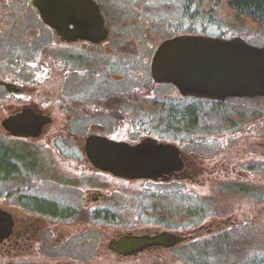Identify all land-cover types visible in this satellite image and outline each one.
Returning <instances> with one entry per match:
<instances>
[{"label": "rangeland", "instance_id": "1", "mask_svg": "<svg viewBox=\"0 0 264 264\" xmlns=\"http://www.w3.org/2000/svg\"><path fill=\"white\" fill-rule=\"evenodd\" d=\"M5 1L9 7L0 10V81L26 86L28 93L18 99L0 86V136L7 134L1 120L10 113L11 104L27 99L51 112L54 123L40 142L51 155L54 173L38 180L35 192L73 206L79 214L69 219L31 214L34 227L28 232L23 208L9 196L23 185L0 181V206L15 214V236L22 245L1 243L0 264H263L264 97L227 99L228 106L246 116H234L233 127L215 123L187 135L164 138L188 156L193 175L188 180L156 184L98 172L85 161L79 145L91 132L137 142L151 133L157 118H165V112L120 103L124 97L167 107L193 103L172 85L153 80L150 64L162 41L186 33L241 36L250 44L264 46V32L240 34L227 26L190 20L184 14V0H100L110 39L103 47H80L61 42L24 0ZM38 44H43L44 54L28 55ZM67 54L87 56V61H68ZM108 98L120 104L113 108L96 103ZM67 107H81L84 113L75 109L66 114ZM81 114L86 115L78 117ZM70 116L71 120L66 118ZM67 122L77 140L57 138ZM251 143L256 146L249 153ZM67 153L78 157L67 158ZM94 193L102 194L101 199L95 201ZM151 194L167 197L173 206H191L197 210L194 221H158L148 215L142 199ZM100 209L110 210L119 221L106 223L91 214ZM217 224L221 226L215 228ZM160 230L193 238L174 248L123 259L108 248L110 239L120 234Z\"/></svg>", "mask_w": 264, "mask_h": 264}, {"label": "water", "instance_id": "2", "mask_svg": "<svg viewBox=\"0 0 264 264\" xmlns=\"http://www.w3.org/2000/svg\"><path fill=\"white\" fill-rule=\"evenodd\" d=\"M33 3L45 24L63 41L84 39L99 43L108 36L104 17L94 0H33ZM151 75L156 83L174 85L184 97L218 101L264 97V46L250 44L241 36L180 34L159 44L152 58ZM0 86L12 93L22 91L5 81H0ZM50 122V116L26 108L3 119L2 126L14 137L28 138L39 136ZM85 149L95 168L128 180H169L172 173L184 168L180 148L154 138L130 144L90 135ZM14 223L13 214L0 206V244L10 237ZM220 226L217 224L215 228ZM191 238L167 230L127 232L110 239L108 247L130 256L150 247L172 248Z\"/></svg>", "mask_w": 264, "mask_h": 264}, {"label": "trees", "instance_id": "3", "mask_svg": "<svg viewBox=\"0 0 264 264\" xmlns=\"http://www.w3.org/2000/svg\"><path fill=\"white\" fill-rule=\"evenodd\" d=\"M183 10L185 16L190 20H204L208 23L227 26L234 31H241L240 34L264 32V0H184ZM186 34V33H184ZM223 37V36H221ZM183 98V97H182ZM193 100L192 104L183 103L178 105L171 103L169 107L155 101H143V108L150 112H165V117L176 119L173 127L182 119L188 120L189 133L208 128L210 124L224 126L230 124L235 116L244 119L242 112L228 106L225 101L187 97ZM29 148V147H28ZM26 149L15 142H8L0 139V181L7 182L11 178L10 165L15 166L20 158V151ZM30 149V148H29ZM14 161V164L12 163ZM16 193L21 203V195ZM180 198V197H179ZM178 200L180 201V199ZM170 200V199H169ZM168 198L163 195H148L143 197L144 211L158 221H183L187 219L194 221L197 210L191 206H173ZM180 203V202H179ZM182 203V202H181ZM23 207L61 219L78 216L75 208L59 205L58 203L44 199L31 198L29 203H21ZM94 217L106 223L119 221L116 214L110 210L95 212ZM264 264V263H263Z\"/></svg>", "mask_w": 264, "mask_h": 264}, {"label": "flooded vegetation", "instance_id": "4", "mask_svg": "<svg viewBox=\"0 0 264 264\" xmlns=\"http://www.w3.org/2000/svg\"><path fill=\"white\" fill-rule=\"evenodd\" d=\"M16 2H23V0H14ZM100 7V10H101V13L104 17V20H105V25L106 27L108 28V36L106 39L102 40L101 42L99 43H93L89 40H84V39H78L76 41H72V42H67V41H63L59 36V40L67 45H70V44H73V45H80V47L82 45L86 46V47H99V46H105L106 43H108L109 39H110V34H111V31L107 25V20H106V17H105V12H104V9H103V4L100 0H94ZM7 1L5 0H0V10L4 8H8L9 5H5ZM26 6L28 8H30L31 10H33L36 15H37V18L40 20V22L42 23V25H45V22L43 21L41 15H40V12L38 10V8L34 5L33 3V0H24ZM47 25V24H46ZM48 26V25H47ZM49 27V26H48ZM73 27V25H72ZM50 29H52L51 27H49ZM54 30V29H53ZM56 33V32H55ZM57 35V33H56ZM159 46V45H158ZM157 49V48H156ZM35 51V53H34ZM156 51V50H155ZM37 53H43L44 54V47H43V44H38L37 45V48L36 50L34 49H30L29 50V54L28 55H35ZM155 53V52H154ZM38 55V54H37ZM67 56L68 58V61H73V59L75 60H78V62L80 63H83V62H86L87 60L85 58H87V56H85L84 58L82 57H77V56H73L72 54H67L65 55ZM154 56V55H153ZM153 58V57H152ZM152 62V60H151ZM84 64V63H83ZM150 71H151V64H150ZM152 76V75H151ZM171 85V84H169ZM1 87H4V86H1ZM172 87L176 88L175 86L172 85ZM22 88V91L19 92V93H12V92H9L10 95H13L15 97H18V99H20L19 97L21 96H26V94L28 93L27 92V87L24 86V87H21ZM177 89V88H176ZM179 92V91H178ZM121 97V96H119ZM184 97V96H183ZM187 98V97H185ZM112 98H108V99H100V102H96L97 104L103 106V105H111L113 108H115V106L119 105L120 103L124 104V105H128V106H131L133 108H140V109H144L143 108V101H140V99L138 97H134L133 100H127L125 99V97L123 98V100H121V102L118 104L117 102L115 101H111ZM119 99H122V98H119ZM113 100V99H112ZM76 105V104H74ZM87 105V104H86ZM77 107V106H76ZM31 109L33 110L36 114H39V115H48L52 118V122H50L49 124L45 125L44 128H43V131L42 133L39 135V136H36V137H28V138H20V137H14L12 136L11 134H9L7 132V134L5 136H0V139L1 140H6V138H11L12 140H15V141H18L20 143V145H22V147H26V149H23L20 151V158L16 161L17 164L15 166H12L10 165V169H11V178L9 179L8 184H16L18 183V181L23 185L22 188H19L17 190H14V191H11L9 193V196L10 197H13L15 200V204L17 205H20L24 212H23V221L26 222V226L25 228L27 229V231L29 232L30 230V227L33 226V221H30L31 219V214L33 215H41V216H48V217H52V218H57V219H61L59 217H53V216H50V215H46V214H43V213H39V212H33L25 207L22 206L21 203L25 202V203H29V201L31 200V198H38V199H44V200H47V201H52V202H55V203H58L59 205H63V204H60L58 201H55V200H52V199H49V198H46V197H43V196H39L36 192H35V187L37 188L38 187V180H41L43 178H49L53 173H54V166H53V163H52V159H51V155L49 154V151L47 149L44 148V146L41 144V140L43 139V137L46 135V133L48 132V127L50 125H52L54 123V118H53V115L51 112L45 110L44 108L41 107V105L39 103H35V102H31L29 100L26 99L25 102H21L19 104H11L10 105V113L8 115H6L3 119L7 118V117H10L12 115H16L18 114L19 112H21L22 110L24 109ZM77 110L80 109L83 113H84V110L81 108V107H78V108H73V107H67L66 108V114H73V111L74 110ZM124 108H122L123 110ZM86 111V110H85ZM124 111V110H123ZM86 114H81L79 115L78 117H81V116H85ZM68 118L69 120L72 119V117H66ZM75 118V117H74ZM77 118V117H76ZM3 119L1 120V125H2V121ZM242 121V120H241ZM173 122H177L176 119H173L171 117H165V118H157L155 120V122L152 124V128H151V133H147L145 134L144 136L140 137L137 142H129L128 140H116V141H126L130 144H137L143 140H145L146 138H154L156 139L158 142H166V143H172V142H169V141H166L164 138H166L168 135H178L180 134L181 136L183 135H187L189 133L188 131V120L186 119H182L180 120V122L178 124H176V127H173ZM236 120H232L230 121V127H233L234 124H235ZM61 133L60 134H57L56 136H58L57 138H63V136H65L66 139H68L69 141L72 139V140H77L76 138H78L74 133H72V131L69 129V123L67 122L66 124H63V126H61ZM152 131H153V135L152 134ZM257 132V131H256ZM259 134V133H257ZM260 134H262V131H260ZM90 135H101V136H105L107 138H109L107 135L101 133V132H91L89 133L86 138H85V141H83L79 146H80V152L82 153L83 157L85 158V161L90 164V166L98 171V172H103L97 168H95L93 166V164L91 163L90 159L88 158V155H87V152H86V149H85V144H86V139L88 138V136ZM252 140H254V137H251ZM111 139V138H110ZM62 140V139H61ZM114 140V139H113ZM172 144H175V143H172ZM176 145V144H175ZM177 146V145H176ZM256 144L255 143H251L249 148H247V151L249 153H252L254 151V148H255ZM30 149H29V148ZM181 152H182V157L184 159V168L180 171H176L174 173L171 174V176H169V180H164L163 178H160L158 180H152V179H148L156 184H170V182L176 180L177 182L179 181H183V180H188L189 178H192V173L190 172V168H191V164L189 162V158L188 156L182 151V149H180ZM65 157L67 158H75V157H78V155H76L75 153H67L65 155ZM12 163L14 164V161H12ZM262 167V166H261ZM250 169H253L250 168ZM104 173H108V172H104ZM44 180V179H43ZM36 184V185H35ZM19 191V193H22L21 195H23L24 197L21 198V203L18 201V198L16 197V193ZM92 194V193H91ZM90 194V195H91ZM102 197V194L100 193H94V200L95 201H98L100 200ZM13 203V204H14ZM63 206H68V205H63ZM69 207H72V208H75L73 206H69ZM78 212V209L75 208ZM104 210H108V209H100V210H96L95 212H98V211H104ZM11 212V211H9ZM95 212H92L91 214H94ZM13 214V217H14V228H13V232L12 234L10 235V237L8 239H6L5 241L2 242L5 243L7 242L8 244L12 245V244H15V245H19L22 247V245L20 244L21 243V239H19V237L15 236V229H16V225H17V219L15 218V214L13 212H11ZM79 214V212H78ZM37 219H40V217H37ZM69 219V218H67ZM161 231V230H160ZM155 232H158V231H155ZM31 238V235H28L27 236V239L30 240ZM26 242V241H25ZM23 246H24V243H23ZM177 246V245H176ZM174 246V247H176ZM27 248L29 247L28 245V242H27ZM172 247V248H174ZM109 248V247H108ZM157 249H170V248H163V247H160V246H157V247H150V248H147L145 249L143 252L145 251H151V250H157ZM115 255H117V257L119 259H123V258H126V257H129V256H123V255H120L118 253H116L115 251L111 250ZM143 252H140L136 255H130V256H138L140 254H142Z\"/></svg>", "mask_w": 264, "mask_h": 264}]
</instances>
